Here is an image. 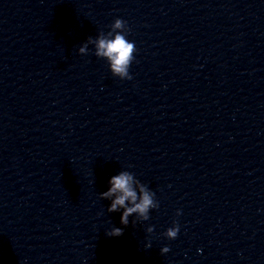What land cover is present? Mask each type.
Listing matches in <instances>:
<instances>
[{
    "label": "clouds",
    "instance_id": "1",
    "mask_svg": "<svg viewBox=\"0 0 264 264\" xmlns=\"http://www.w3.org/2000/svg\"><path fill=\"white\" fill-rule=\"evenodd\" d=\"M129 32L127 21L116 18L110 25V31L107 33L101 31L95 38L88 37L87 41L79 47L78 52L81 55H87L89 45H94V55L107 61L113 76L121 80H131L129 69L135 60L137 48L135 42L127 38ZM108 183L110 187L107 191L99 193V198L111 201L107 208L108 213L122 210L120 223L124 226L129 224V217L132 216H135L133 224L137 221L149 220L150 210L158 209L160 206L155 192L138 180L132 172L120 171L119 174L112 176ZM176 215H181L180 210H177ZM179 230V223L174 221L173 226L166 229L162 235L172 240L177 238ZM146 232L153 233L154 226H148ZM122 234L123 229L115 226L106 232V235L110 237H118ZM146 247H151V244L149 243ZM169 251L168 246L160 249L161 255Z\"/></svg>",
    "mask_w": 264,
    "mask_h": 264
}]
</instances>
